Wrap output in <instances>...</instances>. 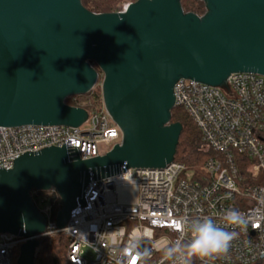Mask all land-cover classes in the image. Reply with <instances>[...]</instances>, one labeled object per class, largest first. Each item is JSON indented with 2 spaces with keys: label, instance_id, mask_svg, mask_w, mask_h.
<instances>
[{
  "label": "water",
  "instance_id": "95a60500",
  "mask_svg": "<svg viewBox=\"0 0 264 264\" xmlns=\"http://www.w3.org/2000/svg\"><path fill=\"white\" fill-rule=\"evenodd\" d=\"M200 1L202 17L186 14L181 0H138L111 14L82 0H0V126L80 127L90 114L65 100L90 93L102 73L104 107L123 134L97 158L52 146L0 168V233L25 239L18 264H35L46 231L33 191L57 190L64 229L91 181L174 161L179 79L221 86L233 73L264 76V0Z\"/></svg>",
  "mask_w": 264,
  "mask_h": 264
},
{
  "label": "built area",
  "instance_id": "2783aa9c",
  "mask_svg": "<svg viewBox=\"0 0 264 264\" xmlns=\"http://www.w3.org/2000/svg\"><path fill=\"white\" fill-rule=\"evenodd\" d=\"M173 93L174 108L191 117L213 153L201 171L174 159L165 168L121 169L91 181L86 205L77 199L64 229L50 200L35 191L33 202L46 220L39 241L66 236L70 264H264V76L233 73L221 86L182 78ZM87 113L91 118L80 127L0 126V168L12 170L23 154L52 146L77 147L81 160H89L122 143V130L106 109ZM48 192L62 203L55 188ZM229 210L242 213L244 222L228 225ZM203 218L237 234L227 253L166 258L158 250L187 243L191 224ZM24 243L20 235L0 233V264H18Z\"/></svg>",
  "mask_w": 264,
  "mask_h": 264
},
{
  "label": "trees",
  "instance_id": "16d2710c",
  "mask_svg": "<svg viewBox=\"0 0 264 264\" xmlns=\"http://www.w3.org/2000/svg\"><path fill=\"white\" fill-rule=\"evenodd\" d=\"M124 1L136 3L138 0H82V5L95 14H111L120 12L119 7ZM181 7L186 14L193 13L199 17L204 16L207 12V4L199 0H181ZM94 66L96 67V65ZM84 98L93 101V104L101 102L100 94L92 91L86 94ZM65 103L72 107L82 108L67 100ZM176 123L182 125V132L174 159L187 167V169L200 172L207 160L213 156V153L204 148L199 130L191 117L183 109L174 108L172 110L171 124ZM38 194L48 198L53 204V218L56 220L57 214L62 208L61 201L56 199L54 195L50 196V192L48 191L38 192ZM69 245L70 240L62 234L54 236L51 240L42 238L38 247L35 264H70L67 260Z\"/></svg>",
  "mask_w": 264,
  "mask_h": 264
},
{
  "label": "clouds",
  "instance_id": "9594fccd",
  "mask_svg": "<svg viewBox=\"0 0 264 264\" xmlns=\"http://www.w3.org/2000/svg\"><path fill=\"white\" fill-rule=\"evenodd\" d=\"M224 220L228 225H240L244 222L243 214L236 210L227 211ZM236 235L234 231H227L219 226L212 218H203L191 224V239L187 243L178 240L171 246L166 244L158 250H162L166 258L185 254L207 257L227 253ZM133 239L134 243H137L140 238Z\"/></svg>",
  "mask_w": 264,
  "mask_h": 264
},
{
  "label": "rangeland",
  "instance_id": "374dc122",
  "mask_svg": "<svg viewBox=\"0 0 264 264\" xmlns=\"http://www.w3.org/2000/svg\"><path fill=\"white\" fill-rule=\"evenodd\" d=\"M190 1H194V0H190ZM127 4H132V3L130 1H124L119 7L120 12L125 11V6ZM103 79H104V76H103L102 73H100L98 81H97V84L94 87V89L92 90V92H96V93L100 94L101 102H96L95 104H93L92 103L93 101L88 100L87 98H84L85 95L70 96L66 100L70 101L71 103L77 104V105H79L82 108L85 107L86 109L85 108L84 109L87 112H100V111H102L103 109H105L104 101H103V93H102ZM66 100H65V102H66ZM37 252H38V249H37ZM37 252H36V255H37ZM89 256H91V255H89Z\"/></svg>",
  "mask_w": 264,
  "mask_h": 264
}]
</instances>
